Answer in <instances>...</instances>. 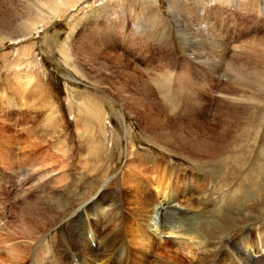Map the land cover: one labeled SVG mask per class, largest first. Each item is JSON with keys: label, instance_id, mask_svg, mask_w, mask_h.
Here are the masks:
<instances>
[{"label": "rangeland", "instance_id": "1", "mask_svg": "<svg viewBox=\"0 0 264 264\" xmlns=\"http://www.w3.org/2000/svg\"><path fill=\"white\" fill-rule=\"evenodd\" d=\"M33 1L47 22L27 29L32 17L20 18L21 12H25L23 1L0 0V14L8 17V27L17 29L15 36H8L10 31L0 35V85L17 72L35 74L47 96L46 109L53 108L59 113L63 129L57 132L50 125L37 126L45 111L40 93H24L18 107L0 96V102L4 101L0 103V152L9 151L15 161L12 169L0 163V264H74L75 260L80 263L90 251L76 238L75 214L84 206L88 215L94 203L113 198L122 186L125 164H139V157L173 166L186 180L195 182L197 177L199 186L193 195H201V204H195L188 220L191 236L199 235L203 244L197 245V239L178 233L170 250L182 253L180 242L192 241V264H242L239 258L242 256L232 254L231 244L249 235L254 245L258 231L264 227V174L258 177L260 165H264V104L256 120L244 131L240 144L220 154L221 169L214 166L210 169L208 163L192 160L177 147L173 146V150L155 141L146 129L149 125L114 91L122 85L132 86L129 76L143 74L154 85L152 98L163 101L164 97L172 105L162 123L173 124L163 127L162 132L184 134L197 143L200 130L187 127L203 122L206 127L216 128L212 121L219 120L224 110L218 90L235 89L239 95L243 91L233 83L234 78L224 76L225 72L219 76L212 74L206 68L208 59L198 54L193 59L187 55L186 40L178 33L169 0H120L121 7H117L119 0H72L54 12L40 0ZM196 2L184 3L185 19L204 22L214 36L223 40L224 49L218 47L217 52L250 67L257 60L255 53L264 49V0ZM202 47L204 52H210L206 46ZM187 59L199 65L188 66ZM163 67L174 71L195 67L192 79L199 81L202 71L209 78L218 77V81L205 84L200 93H195L198 96L195 103L186 105V96H175L174 82L161 81L158 89L152 81ZM131 92L142 95L135 88ZM16 94L15 100H19V93ZM29 113L35 123L25 118ZM23 125L37 129L36 137L25 139L20 130ZM82 131H85L83 138ZM28 139L32 140L31 147ZM85 139L92 144L86 145ZM34 141L38 145L34 146ZM21 145L26 147L22 149ZM22 153H29L27 162L23 160L25 157L20 159ZM29 162L43 164L32 169ZM150 167L141 166L145 175L164 176ZM118 210L122 212V208ZM128 213L124 209L120 221L110 222L106 229L110 231L117 224L119 234L126 235ZM29 223H35V227L46 225L31 236L24 233ZM90 226L94 227L93 220ZM189 259L184 264H190ZM256 260V264H264V255Z\"/></svg>", "mask_w": 264, "mask_h": 264}, {"label": "bare ground", "instance_id": "2", "mask_svg": "<svg viewBox=\"0 0 264 264\" xmlns=\"http://www.w3.org/2000/svg\"><path fill=\"white\" fill-rule=\"evenodd\" d=\"M22 1L25 12H21L20 18H22V16H25L26 19H28V17H32V19H29L27 22L29 25L27 29H31L32 27L34 28L39 24L47 22V20L44 19L45 14L33 0ZM40 1L44 6L49 7L54 12L55 10L57 11L61 5L67 6L72 0ZM196 1L200 0H192L194 5L196 3L198 4ZM213 1L230 3L229 0H205L207 3ZM186 2L187 0H169L168 7L171 9V13L174 14L175 23L178 24V33L186 40L187 55L193 59L194 56L198 54L205 60L208 59L209 62L207 61V64L209 65L206 68L209 69L212 74L219 76L221 73L224 74L225 72V77L234 78L233 83L241 86L243 89L240 95L236 93L238 90L235 89L226 91L221 87L222 89H219V92L217 91L218 97L223 98L221 99V103L224 110L223 112H220L219 120L216 119V121H212L213 124H215L213 126H216V128L207 126L208 129H206L207 127L203 122H198L195 127H187L192 128V130H200L198 131L200 136V138H198L200 140L198 143L194 139L193 141L189 140V137L184 134H178L174 131L173 134H170L169 132H162L163 127L173 124L171 121L170 123L167 121L166 124L162 123L166 113L171 111L170 108H172V105L169 102H166L164 97L163 101L152 98L155 91L153 89L154 85L151 86L143 74H139L138 77H134L133 75L129 76V79H131V82L133 83L132 86L124 83L126 85L116 87L114 91L122 101L135 108L134 112L143 123L149 125L146 129L149 130L150 135L155 141L162 143L168 148L172 147L170 149H173V146L177 147L179 151H182L184 155L192 158V160L195 159L197 161L208 163L210 165V169L211 166L220 168V154L232 150L240 144V140H242L241 136L244 131L251 126L253 120H256L254 118L264 104V49L255 53L258 55L257 60L252 61L250 67L246 66L245 62L225 58L224 53L219 52L220 50L218 49V47H220L221 50L224 49V44L222 43L223 40L214 36L215 34H212L204 22L197 20L196 23L191 19H185L186 17L183 16L182 9L184 8V3ZM230 4L232 5L233 2L231 1ZM121 6L122 1L119 0L117 7ZM13 16H16V12ZM35 18H37V21ZM7 19L8 17L5 14H0V35L9 34L8 32L10 31L12 33L8 36H15L17 29L8 27ZM28 25L26 24V26ZM137 26L135 27L136 29L138 28ZM201 44L202 46H206V49H210V52H204L205 50L202 49L203 47ZM215 49H218L219 51L217 52ZM81 53L85 52L83 51ZM187 60L188 66L199 65L189 59ZM195 60H198L199 62L201 59L199 60L198 58H195ZM222 67L226 70L224 69V71ZM164 69L165 67H163V70ZM194 69L193 67L188 68V70L187 67L177 68V71L169 68L164 71L159 69L158 73H156L157 75L152 77V81H155L158 89L161 81L168 79L174 82L173 88L175 90V96H186L187 102H185V104L187 105L198 99V96L195 93H198L205 84L210 85V82L218 81V77L210 75L211 78H209V75L205 76L202 71L199 73L201 76L200 80H194L192 79L194 77ZM159 75L163 78L159 79ZM107 80L108 82L110 81L109 78H107ZM37 81L38 80L35 74L17 72L11 77V79L0 85L1 99L3 97L9 99L11 100V104L13 103L14 107H18L22 100H24V93L29 94L35 91L36 93H40L39 96L42 98L43 103L41 106L42 108H45V111L43 119L37 126L50 125L53 129H55V131L60 132V129L63 128H60L59 113L53 108L46 109V105L48 103L47 96L43 93L41 90L42 88ZM134 88L136 92H139L142 95L137 96L136 93L131 92L134 91ZM8 91L14 92V94H9ZM16 93H19V100H15L17 95ZM252 112L254 113L253 116L251 115ZM25 118H27L28 121L30 119L33 123L36 121L34 116L30 115V113L25 114ZM30 126L33 125L31 124ZM20 128L22 134L26 136L25 139H27V137L29 138V136L34 137L36 133H38L37 129L34 130V128L31 129V127L26 128L24 125ZM157 129L159 131H157ZM181 129L184 130L185 128ZM42 132L44 134L45 131ZM84 132L82 131V134L80 135L81 138L84 137ZM37 138H33V140ZM41 138H43V136L39 137L37 142H39V139L41 141ZM84 141L86 145H90L91 140L85 139ZM31 142L29 140V143H26L30 144ZM33 143H35L34 146L38 145L35 141ZM24 146H22V149ZM27 147L30 152L29 146ZM37 147L39 148V146ZM32 149L34 151V147ZM26 151L27 150H25V152ZM7 152H0V163L5 168L12 169L13 167L11 168V166L15 164V161H13L14 155H10L9 151ZM28 154L24 155L22 153V157H20V159L25 157L23 160L24 162H27ZM29 157L31 156L29 155ZM42 162L38 164L29 162V165L31 164L30 166L31 168L33 167L32 169H34V167L37 169L42 167ZM138 162L139 164L133 162L125 164L126 170L124 171L121 179L122 186L116 191V196L112 195L113 198L108 197L102 202L94 203L92 208L89 207L88 215L84 212V206L80 208L79 214H75L76 218L74 230L77 232L76 238L83 241L86 244V249L90 252L88 253L89 255H87L88 257L83 256L80 263L75 260L74 264H184V261H186L187 258H191L189 259L190 264L193 263L192 258L194 256V250L191 246L194 244L192 241L180 242L182 253H178L176 250H170V244L174 243L173 239L176 238L175 235L178 233L179 235L184 234L186 236H191V225L188 220V216L193 213L194 208H196L195 204H201V202H199L201 195L197 197L196 195H193L195 193V189L199 186L196 179L197 177L194 178L196 180L195 182L194 180H186L184 179L185 175L177 173V170L173 168V166L162 165L150 157H139ZM145 164L151 166L150 168L152 171L161 172L164 175V178L161 177L162 175L154 178L145 175L141 169V166H144ZM260 167L261 172L258 173V177H260L262 173L264 174V165H260ZM246 179L248 181V178ZM255 183H258V181ZM171 185H174L175 187L171 188ZM147 189H150L151 191H148ZM119 208H122V212L124 209L129 211V218L126 219L127 223H125L128 231L127 234L123 236L119 234L117 224H114V229H110V231L106 229L110 222L114 220L120 221L122 218L123 214L118 210ZM178 218H180L181 221L178 222ZM91 220L94 221L93 228L91 227L92 225L90 226ZM26 222L28 223L29 221ZM47 222L50 221L47 219ZM44 225L46 224H36L37 227H35V223H29L26 225L24 233L34 236L33 233H35L37 229L39 230L44 228ZM257 234L258 235L256 236V241H254V245L252 243L253 240H251V237L248 235L247 238H239L238 241L231 244V247L229 246L232 254L238 257L239 255L242 256L239 257L242 264H256V257L264 255V227L259 230ZM192 239H197V245L203 244V240H201L199 235L195 233L193 234ZM155 246H157V248H155ZM182 254L186 257V259L181 256Z\"/></svg>", "mask_w": 264, "mask_h": 264}]
</instances>
